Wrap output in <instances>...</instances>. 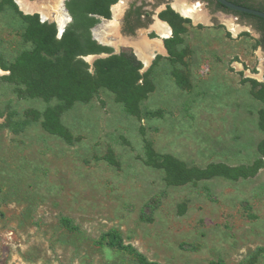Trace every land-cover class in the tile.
Listing matches in <instances>:
<instances>
[{
	"label": "rangeland",
	"instance_id": "374dc122",
	"mask_svg": "<svg viewBox=\"0 0 264 264\" xmlns=\"http://www.w3.org/2000/svg\"><path fill=\"white\" fill-rule=\"evenodd\" d=\"M9 1L0 0V76L9 74L2 65L28 48L23 16L34 15ZM118 2L109 5L108 19L86 14L84 0H64L63 7L79 45L90 39L103 47L78 57L92 75L97 60L131 55L140 64L134 88L150 72L152 88L137 115L100 88L97 97L57 115L62 137L35 119L46 103L0 82V264H139L96 244L110 230L160 264H264L261 35L233 15L213 14L201 0H186L202 5L207 22L196 24L173 8L175 0H125L118 36L109 37L125 43L101 45L92 30L112 18ZM132 5L144 6L149 18L126 36L122 21ZM156 20L169 25L172 42L163 40L164 53L145 67L129 43L159 38ZM229 23L240 27L236 35ZM26 113L31 123L14 130ZM192 172L193 179L182 178ZM163 191L152 222L141 221L143 205ZM64 217L76 230L63 227Z\"/></svg>",
	"mask_w": 264,
	"mask_h": 264
},
{
	"label": "trees",
	"instance_id": "16d2710c",
	"mask_svg": "<svg viewBox=\"0 0 264 264\" xmlns=\"http://www.w3.org/2000/svg\"><path fill=\"white\" fill-rule=\"evenodd\" d=\"M84 1L88 4L86 14L100 15L108 19L110 18L109 5L117 0ZM213 1L216 2L211 0V2ZM71 2L75 3L77 0H71ZM9 3L17 11V6L12 0ZM69 3H67V8L73 17L72 21H74L75 12L72 11ZM216 4L225 13L237 16L240 21L254 23V28L261 34L260 45L264 50V20L262 18L231 11L217 2ZM239 5L264 12V0L257 7L247 4ZM148 18L149 14L145 11L144 6L135 7L132 5L126 12L123 33L134 35L135 30L146 26ZM23 19L26 26L22 39L29 46L25 51L18 54L9 65L1 64L5 71H9V74L0 76V82L13 84L21 97L42 100L47 104L42 113H37V111L35 113V119H38L39 116L43 118L40 124L47 132L64 137L57 121V115L62 111L68 110L77 102H88L91 98L97 97L100 88L112 92L127 113L137 115L141 112L140 104L145 101L152 88L149 82L150 79H148L150 72L148 71L144 75L145 84L134 88V85L140 79L137 73L140 64L132 55L97 60L94 64V74L92 75L89 72L88 65L78 57L101 53L103 50L102 46L97 45L90 39L87 40L84 46L79 45L69 30L70 25L67 26L62 37L57 39L56 26L39 21V15L23 16ZM171 40L167 39L166 42L170 43L172 42ZM166 47L170 50L168 44H166ZM51 103L53 106L49 105ZM34 111L30 110V112ZM28 116L27 113L24 114V119L16 123L13 129L21 131L27 124H30L31 121L27 119ZM150 158L154 160L152 155ZM105 159L112 165L117 164L112 156L105 157ZM164 160V165L169 166L172 164V159L165 158ZM193 177L195 175L192 172L188 175H183L182 178L188 181L191 178L193 179ZM165 195L164 191L160 192L143 205L140 211L141 221L152 222V215L160 206ZM61 224L67 230H76L71 225V221L65 217L61 219ZM96 244L100 247L130 255L139 264H160L147 260L132 245L126 244L116 230L104 233Z\"/></svg>",
	"mask_w": 264,
	"mask_h": 264
},
{
	"label": "bare ground",
	"instance_id": "6f19581e",
	"mask_svg": "<svg viewBox=\"0 0 264 264\" xmlns=\"http://www.w3.org/2000/svg\"><path fill=\"white\" fill-rule=\"evenodd\" d=\"M64 0H51L49 2L34 1L30 2L27 0H15L19 9L25 14L38 13L41 16V22L48 20L54 21L59 25V31L57 32L58 38H61L66 27L71 22L70 16L67 14L63 7ZM173 8L184 18L191 19L195 24L198 22H207L206 15L202 11V5L200 3L188 4L186 0H175ZM125 0H119V2L112 6V18L103 24L92 30V35L95 41L101 45H110L118 47L120 43H125L120 37L116 42H113L109 37L118 36V20L121 17ZM233 23V22H232ZM229 23L228 29L236 35L240 27ZM154 30L157 32V39L149 40L143 38L139 42L129 43L132 45L136 56L143 62L144 66L147 67L157 54L164 53L162 45L163 40L170 39L172 31L169 25L163 21L156 20L153 25ZM87 61H91L93 56L85 57ZM0 68V74H2Z\"/></svg>",
	"mask_w": 264,
	"mask_h": 264
},
{
	"label": "water",
	"instance_id": "95a60500",
	"mask_svg": "<svg viewBox=\"0 0 264 264\" xmlns=\"http://www.w3.org/2000/svg\"><path fill=\"white\" fill-rule=\"evenodd\" d=\"M217 3H219L220 5H222L223 7L231 10V11H235V12H241V13H245V14H249V15H253L259 18H262L264 20V12L257 10V9H253V8H249L243 5H239V4H235L229 0H215ZM39 15L38 13H34ZM233 15V14H230ZM40 19L41 16L39 15ZM234 18L237 19V16L233 15ZM56 24V29L57 32L59 31V25L55 22ZM58 35V34H57Z\"/></svg>",
	"mask_w": 264,
	"mask_h": 264
},
{
	"label": "flooded vegetation",
	"instance_id": "af4514ba",
	"mask_svg": "<svg viewBox=\"0 0 264 264\" xmlns=\"http://www.w3.org/2000/svg\"><path fill=\"white\" fill-rule=\"evenodd\" d=\"M202 3L204 4V6H206V8H208L213 14L215 13H222V14H227L225 13L223 10H221L220 8H218L216 2H211V0H201ZM232 2H236V3H239V4H247L249 6H254V7H257V5L259 3H261L263 0H230ZM127 12V11H126ZM227 15H230V14H227ZM125 16H126V13L123 17V21H122V32H123V27H124V19H125ZM134 18V17H132ZM238 19V18H237ZM134 23V22H133ZM246 24H248L249 26H251L256 32V28H254V23H248V22H245ZM139 29V28H138ZM137 29V30H138ZM135 30V31H137ZM259 33V32H258ZM125 34V33H124ZM260 34V33H259ZM126 36H131V35H127L125 34ZM261 35V34H260Z\"/></svg>",
	"mask_w": 264,
	"mask_h": 264
}]
</instances>
